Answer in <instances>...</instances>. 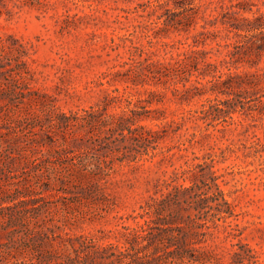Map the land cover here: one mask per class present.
Wrapping results in <instances>:
<instances>
[{"label": "trees", "instance_id": "trees-1", "mask_svg": "<svg viewBox=\"0 0 264 264\" xmlns=\"http://www.w3.org/2000/svg\"><path fill=\"white\" fill-rule=\"evenodd\" d=\"M259 1L264 5V0ZM215 2L222 10L203 15L202 29L194 34L193 42L179 41L183 48L164 42L165 60L130 58L124 64L126 68L113 72L111 79L128 82L132 88L157 81L180 82L183 89L174 87V92L181 101L208 91L217 96L228 95L226 101L215 97L219 101L204 108L205 119L218 120L222 113L231 116L238 104L245 105L243 108L254 117L263 114L264 66L260 62L264 58V11L258 7L253 16L244 15L243 11H252L251 5H255L251 0L211 1ZM192 4L191 0H157L154 10L165 11L155 21L154 37H162L170 30H188L196 22L197 8ZM208 41L215 44L209 49L199 47ZM168 47H176L178 51L174 53ZM222 48L225 54L221 60L208 58V53L221 52ZM238 64L250 69L232 71ZM224 69L228 72H223ZM28 73L23 50L0 38V115L5 112L1 100L7 98L9 104L17 107L11 114L17 116L14 120L17 128L46 134L31 140L32 149L18 152L10 148L7 157L0 160L6 176L19 181H9L0 187V264L216 263L218 258L212 245L200 243L228 240L236 229L228 219L236 213L233 203L217 184L215 172L211 173L212 183L204 181L203 185L178 184L183 176L177 173L159 181L141 204V211L131 216L136 225H123L116 231L115 237L122 244L104 243L105 236L95 233L71 235L67 231L77 218L76 206L81 205V200L91 201L87 210L100 207L99 203L107 199L106 181L116 168L126 161L156 156L167 125L176 121L158 123L156 129L141 123L160 119L154 114L159 108L152 107L153 90L146 97L134 99L131 93L115 89L114 93L106 92L96 107L84 113L67 114L49 101L48 95L33 89ZM208 75L213 78L204 83L201 78ZM193 76L195 81L188 85ZM254 101L257 104H252ZM122 105L125 106L120 111H109L112 106ZM88 127L94 130L89 139L100 147L93 156L84 150L88 146ZM76 129L84 132L76 133ZM57 133L62 140L51 145ZM113 138L124 145L114 147L106 142ZM214 161L211 158L210 162L194 164L191 173L201 167L205 175L204 168L213 167ZM22 170L26 177L21 178ZM184 178L195 182L191 176ZM193 210L196 212L192 218ZM184 211L190 212L188 218ZM191 235L194 240H189ZM232 256L235 264L244 257L240 250L232 251Z\"/></svg>", "mask_w": 264, "mask_h": 264}, {"label": "rangeland", "instance_id": "rangeland-1", "mask_svg": "<svg viewBox=\"0 0 264 264\" xmlns=\"http://www.w3.org/2000/svg\"><path fill=\"white\" fill-rule=\"evenodd\" d=\"M211 1L216 0H191L197 8L196 22L188 30H170L156 38L153 35L157 26L155 21L158 14L165 11L154 10L157 0H0V38L13 48L23 50L30 85L48 95L49 101L61 112L84 113L96 107L106 92L114 93L115 89L131 93L134 99L146 97L148 91L153 90L152 107L159 108L154 114L160 119H146L141 123L156 129L158 123L176 121L172 126L167 125L156 156L138 162L126 161L116 168L106 181L107 199L99 203L100 207L87 210L91 201L81 200V205L76 206L78 211H74L77 218L72 221L71 228L67 227L71 235L95 233L105 236L104 243L122 244L115 237L116 231L123 225H136L131 216L141 211V204L153 193L159 181L177 173L183 176L179 177L178 184L203 185L204 181L212 183L211 173L215 172L217 184L234 205L236 216L228 221L236 229L226 241L210 239L200 243L212 245L218 258L216 263L207 264H235L234 250L242 251L244 256L237 264H264V113L254 117L243 108L245 105L238 104L237 111L231 116L222 113L218 120L205 119L204 108L212 102L226 101L228 95L217 96L208 91L181 101L174 92V87L183 89L180 82L157 81L132 88L128 87V82L111 79L113 72L126 68L124 64L130 58L165 60L164 42L178 44L181 48L184 45L179 41L193 42L194 34L202 29L203 15L222 10L221 5ZM230 1L238 0H225ZM251 1L255 5H251L252 11H243L244 15L253 16L258 7L264 11L259 0ZM219 39L223 43L227 40ZM214 44L209 42L199 47L209 49ZM167 49L174 53L178 51L176 47ZM224 54L225 48H222L221 52L208 53V58L221 60ZM260 66H264V58ZM247 69H250L247 65L238 64L232 71ZM223 72L228 71L224 69ZM211 78L213 76L208 75L201 80L206 83ZM191 79L188 85L195 81V76ZM215 97L219 100L215 101ZM1 104L5 105V112L0 115L3 145H0V160H3L10 148L18 152L32 149L31 140L41 135L46 137V134L22 132L14 123L17 116L11 115L16 105L9 104L7 98L2 99ZM123 106H112L109 111H120ZM221 106L226 108L225 104ZM89 131L88 146L84 150L93 156L98 154L100 147L94 139H89L94 130ZM83 132L76 129V133ZM61 140V134L57 133L51 145ZM106 142L114 147L124 145L114 138ZM211 158H215L214 166H206L205 175L201 167L191 173L194 164L210 162ZM184 171L189 173L184 174ZM20 176L26 177V173L22 170ZM184 176H191L195 182ZM9 181L16 182L17 179H10L0 168V187ZM195 212L191 213L192 218ZM184 214L188 218L190 212L184 211ZM138 220L143 222V219ZM189 240H194L192 235Z\"/></svg>", "mask_w": 264, "mask_h": 264}]
</instances>
